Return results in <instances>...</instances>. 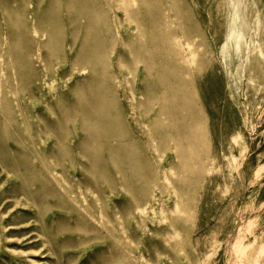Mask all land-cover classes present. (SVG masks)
Returning a JSON list of instances; mask_svg holds the SVG:
<instances>
[{
	"label": "rangeland",
	"instance_id": "374dc122",
	"mask_svg": "<svg viewBox=\"0 0 264 264\" xmlns=\"http://www.w3.org/2000/svg\"><path fill=\"white\" fill-rule=\"evenodd\" d=\"M225 2L0 0V264H264V0L231 65Z\"/></svg>",
	"mask_w": 264,
	"mask_h": 264
},
{
	"label": "bare ground",
	"instance_id": "6f19581e",
	"mask_svg": "<svg viewBox=\"0 0 264 264\" xmlns=\"http://www.w3.org/2000/svg\"><path fill=\"white\" fill-rule=\"evenodd\" d=\"M243 18L244 17L242 13L241 0H226L225 23H224L225 41L220 46V52L223 54V57L225 58L227 65L232 64V57H236L238 55L239 49L242 45V39L244 38V33L240 28V22L243 20Z\"/></svg>",
	"mask_w": 264,
	"mask_h": 264
}]
</instances>
